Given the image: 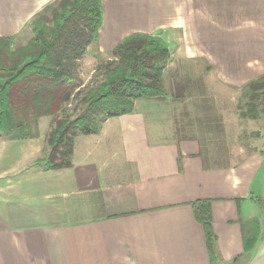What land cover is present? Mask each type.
<instances>
[{
    "label": "crops",
    "instance_id": "1",
    "mask_svg": "<svg viewBox=\"0 0 264 264\" xmlns=\"http://www.w3.org/2000/svg\"><path fill=\"white\" fill-rule=\"evenodd\" d=\"M55 1L0 0V38L25 45ZM102 9L82 58L132 34L160 37L166 95L79 134L71 167L39 161L50 122L28 138L0 134V264H264L263 153L226 160L210 150L198 122H178L180 99L165 82L264 78V0H102ZM197 200L210 201L214 253Z\"/></svg>",
    "mask_w": 264,
    "mask_h": 264
},
{
    "label": "trees",
    "instance_id": "2",
    "mask_svg": "<svg viewBox=\"0 0 264 264\" xmlns=\"http://www.w3.org/2000/svg\"><path fill=\"white\" fill-rule=\"evenodd\" d=\"M102 19V0H60L50 16H37L34 36L24 46L11 50L10 39L0 38V133L11 139L35 136L39 119L54 116L47 135L48 154L39 160L45 169L71 167L76 137L99 132L103 119L133 112L137 99L166 95L168 45L160 37L136 33L112 48L115 59L107 65L104 80L81 93L84 110L74 117L62 115L79 88L78 61L96 40ZM247 87L249 113L240 115L256 119L264 78ZM193 207L214 253L210 201L197 200ZM257 226L246 240L247 249L257 240Z\"/></svg>",
    "mask_w": 264,
    "mask_h": 264
},
{
    "label": "rangeland",
    "instance_id": "3",
    "mask_svg": "<svg viewBox=\"0 0 264 264\" xmlns=\"http://www.w3.org/2000/svg\"><path fill=\"white\" fill-rule=\"evenodd\" d=\"M59 2L60 0L55 1L40 14L50 16L52 10L58 7ZM10 43L11 50L21 47L17 46L18 44L13 40H10ZM111 50L97 52L91 48L89 53L78 61L81 78L78 82L79 88L72 100L65 105L64 111L61 112L62 115L68 114L74 117L84 110V105L80 103L81 93L87 87L97 85L104 80L107 65L115 59ZM197 74L203 73L198 72ZM253 80L259 79L200 77L186 79L169 76L165 82L175 90L176 96L173 95V98L180 99L178 122L182 121L188 124H190L189 122H198L201 132L202 130L206 132V138L212 137L214 140L213 144L207 145L206 143L205 146H209L210 150L220 153L228 160L229 153L238 151L241 153V149L247 154L254 150H261L264 155V88L261 90L262 95L258 100L259 118L252 119L240 115L243 111L249 113L247 104L250 101L251 91L247 86ZM53 120L54 116L49 115L41 117L39 122L52 124ZM35 130L33 128L32 133H35ZM261 178L263 181L264 175H261ZM262 205L264 207V203Z\"/></svg>",
    "mask_w": 264,
    "mask_h": 264
}]
</instances>
